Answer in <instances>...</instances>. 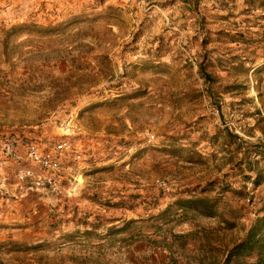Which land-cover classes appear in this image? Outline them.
<instances>
[{"label":"rangeland","instance_id":"rangeland-1","mask_svg":"<svg viewBox=\"0 0 264 264\" xmlns=\"http://www.w3.org/2000/svg\"><path fill=\"white\" fill-rule=\"evenodd\" d=\"M260 4L0 0V264L121 263L107 229L152 235L190 194L255 219Z\"/></svg>","mask_w":264,"mask_h":264},{"label":"trees","instance_id":"trees-1","mask_svg":"<svg viewBox=\"0 0 264 264\" xmlns=\"http://www.w3.org/2000/svg\"><path fill=\"white\" fill-rule=\"evenodd\" d=\"M261 1L262 4H260V6L264 7V0ZM262 68L264 69V66H262L261 69ZM254 184H257L258 186L260 184V178L256 177V179H254ZM203 192H205V190H203ZM220 201L221 199L219 197H211L202 194H190L189 196L179 197L154 218L156 224L154 225L155 230L153 233L159 234L161 242L167 244V234L170 232L172 243L177 240L184 245L183 234H176L173 229L175 226L189 223L191 220L198 221L201 218H217L219 220V223L216 226L217 229H221V227L226 230L235 229L238 225L237 222L243 217V207L232 209L229 211L230 214H226L220 208ZM260 211L261 213L258 214L255 219L251 220L246 238L236 243L232 248L226 260L227 263L231 258L239 260L256 252L258 254L257 264H264V206ZM132 223L133 222H127L123 226L117 228L109 227L107 233L102 236L103 240H105V242L106 240L109 241L110 245L114 243H125L128 244L127 247L137 241L144 240L153 244L157 243L155 239L153 240L151 234H144L139 230L132 232L129 235L126 234ZM168 225H171L169 230L164 228ZM96 233L97 232H94V230H85L83 236L86 238L94 235L98 236ZM104 252L105 250H97V253L100 255ZM76 259L77 258L73 256L70 258V261L73 264H84L87 262L85 257H81L80 262ZM94 261H96L95 264H104L101 260H98V258Z\"/></svg>","mask_w":264,"mask_h":264},{"label":"crops","instance_id":"crops-1","mask_svg":"<svg viewBox=\"0 0 264 264\" xmlns=\"http://www.w3.org/2000/svg\"><path fill=\"white\" fill-rule=\"evenodd\" d=\"M205 224L185 223L174 227L176 234H183L184 245L179 241L172 243L170 232L167 234L168 243L161 242L160 235L152 234L156 244L148 241H137L125 248L120 257L121 264H257L258 254L242 259L226 260L234 245L246 238L250 228V219L245 221L244 229H216L217 218H201ZM223 226V225H222ZM172 243V244H171Z\"/></svg>","mask_w":264,"mask_h":264},{"label":"bare ground","instance_id":"bare-ground-1","mask_svg":"<svg viewBox=\"0 0 264 264\" xmlns=\"http://www.w3.org/2000/svg\"><path fill=\"white\" fill-rule=\"evenodd\" d=\"M125 2H140V1H143V0H124Z\"/></svg>","mask_w":264,"mask_h":264}]
</instances>
